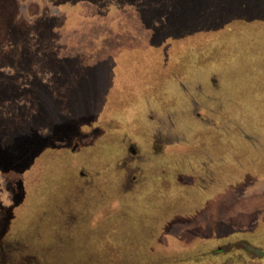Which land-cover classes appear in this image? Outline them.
<instances>
[{
    "label": "rangeland",
    "instance_id": "obj_1",
    "mask_svg": "<svg viewBox=\"0 0 264 264\" xmlns=\"http://www.w3.org/2000/svg\"><path fill=\"white\" fill-rule=\"evenodd\" d=\"M119 5L121 4L116 1L100 6L92 1H85L78 9L68 7L62 20H55V17L52 18L53 13L49 12L26 24L17 0H0V49L10 46L25 52L24 61L27 63L21 59L17 62L28 68L27 75L33 78L29 81L35 80V83L40 80L38 83L41 84H55L44 78L46 75L49 77L48 74L51 73L48 72L53 70V66L60 68L66 78L63 79L64 82L59 79L60 88L55 90V99L63 101L64 106L61 107L66 110L72 107L71 110H74L76 103L80 107L83 99H90L92 92L85 90L86 85H102H99L98 80L105 79L102 70L106 64L112 67L114 74L104 105V108L106 104L109 105L110 109L105 111L102 122L115 130H104L100 145L89 153L91 157L88 156V160L84 159L82 152H74L73 147L53 150L55 152L51 156L42 157L41 176L31 185L32 194L28 199L29 204L26 203L25 206L28 207V218L21 220L22 225L18 231L19 225L14 230L17 231L15 235L24 234L22 237L26 242L31 241L32 245L23 242L24 247L17 252L15 246V253L8 261L11 260L14 264L83 263L91 258L90 241L93 237L95 246L99 245L100 252L105 254L99 258L100 253L93 248V253L102 262L96 264H148L147 258L153 261L149 264H264V224L254 237H248L251 243L248 258L241 252L236 256V253L230 254L225 243L207 240L206 231L202 227L196 228V240L191 242L179 237L171 229L162 238L163 244H154L152 232V228L159 231L174 219L183 218L181 215L187 208L182 205L175 207L174 203L177 191L182 189V184L175 183L178 175L203 174L209 177L215 175L211 171L215 169L225 175L226 167L223 164L226 162L237 165L240 160L241 167L246 169L236 176L234 182H231L234 176L231 174L227 176L229 179L226 183L220 180L213 185L206 184L204 191L198 185L195 189H188L189 186L183 185L187 187L186 191L193 190L203 195V200L206 198L205 201L212 205V209L217 202L213 195L219 194L228 185L264 179V116L257 113L264 103V18L254 19L252 22L238 20L218 31L199 32L189 36L196 38V43L208 42L212 47L200 55V52L191 53L193 49L188 50L191 47H181L183 43H180L170 52L168 68H163L159 61L162 54L154 50L166 48L176 41H169L160 48L152 47V32L146 30L144 24L147 20H143L135 8L134 12L133 8L124 11L120 10ZM36 13L37 8L33 5L26 10L29 19ZM207 18L211 20L210 15ZM232 24L234 28L230 29ZM210 34L217 37L212 38ZM37 35L42 37L37 39ZM74 55H80L81 59L87 61L82 66L84 73L81 74L86 78L76 80L72 76L77 75L78 71H72L64 63L74 58ZM57 60L59 61L56 62ZM136 83L150 87L153 93H135ZM113 85L115 93H120V98L113 106L115 112L111 114L110 101L114 97L110 92ZM2 87L4 85L0 83V90H3ZM13 89L18 92L16 88ZM13 89H9V92L12 93ZM26 91H34L33 86L27 87ZM80 93L84 96L72 103L71 100ZM174 94L184 97L186 107L180 113L184 112L185 117L175 113L172 107H161L159 102L153 103L151 100L155 95L157 100H164V95H167L171 102ZM24 96L26 99L21 95L19 100L12 102L17 105L14 106L17 110L22 104L24 109L30 110V106H27L28 93ZM32 96L38 99V94ZM125 105L127 106L122 110ZM36 107L39 109L37 102ZM262 112L264 114V109ZM113 115L116 116L115 119L112 118ZM179 117L184 120V128L179 124ZM195 130H202L198 137L205 138L207 145L212 141L219 156L225 154V162L216 158V162L211 163L209 158L213 157V150L197 141ZM151 141L159 143L155 142L151 147ZM221 142L225 144L222 145L224 147L230 144L228 149L219 148ZM130 145L137 149L139 157L129 155ZM50 151L45 150L42 154ZM215 164L218 166L214 167ZM81 173L94 176L95 187L88 184L86 178H77ZM221 174L215 175L213 179H221ZM138 175L142 177L143 186L135 184V177ZM163 175H168V179L162 181ZM70 176H75L73 183L67 182ZM159 181L162 182L157 184ZM167 183L171 186L168 187ZM69 186L70 190L80 186L84 190L104 193L107 211H115L124 200L123 206L126 209L120 215L115 213L103 219L90 238L88 230L91 225L84 219L85 213L81 216L64 213L66 210L59 211L55 204L52 205L51 201L54 199L51 195H55L57 191H65ZM246 191L244 189L239 193L245 195ZM154 196H158V199H154ZM224 199L225 197L219 201ZM228 199L227 203L232 201L230 194ZM22 200L24 201V197ZM77 204L81 207L88 203L83 197ZM90 204L94 206L97 201ZM74 208L79 210L75 206ZM102 212L106 211L103 209ZM259 213L264 217V198H249L232 214H226V217L232 224L247 228ZM66 215L70 216L65 218ZM209 215L203 217L208 218ZM116 218L129 223H116ZM58 219L62 220L61 231ZM69 222V228L80 229L81 232L75 234L71 229H66ZM223 229L222 238L233 234L228 225L223 226ZM227 231L229 235H225ZM159 233L163 234L164 231ZM116 234L118 236L115 237ZM9 238L12 239L13 236ZM42 243L46 246L40 248L42 256L39 260L36 256ZM219 248L222 251L216 254ZM50 249L54 254L50 255ZM152 250L155 253H151ZM232 257L233 262L230 261Z\"/></svg>",
    "mask_w": 264,
    "mask_h": 264
},
{
    "label": "flooded vegetation",
    "instance_id": "obj_2",
    "mask_svg": "<svg viewBox=\"0 0 264 264\" xmlns=\"http://www.w3.org/2000/svg\"><path fill=\"white\" fill-rule=\"evenodd\" d=\"M19 6L21 7V14L23 16V21H25V23L27 22H31L32 20H37L39 17L45 15L46 13L52 12L53 16L52 18L55 17V20H62V17L67 13L66 9L69 8H74V9H78L80 7V5H82L85 1H92V3H95L96 5L100 6V5H104L106 3H111L116 1L117 4H122L124 3L127 6L132 5V0H17ZM34 6L35 8H37V13L34 15L33 18L29 19L28 15L26 14V10L27 8H29V6ZM120 6V5H119ZM132 7V6H131ZM121 10V8H120ZM83 20V19H82ZM75 21V20H73ZM26 23V24H27ZM244 26H248L247 24L243 23ZM234 24L231 25L230 29L234 28L233 26ZM210 36L212 38H216L217 36L214 34H210ZM209 36V38H210ZM190 40H192L190 42ZM196 38H192V37H188L185 38L183 40L180 41H176V42H172L170 44H168L166 46V48H161V49H156L154 51L161 53L163 56L159 57V61L162 64L163 68H168L169 62L171 60L170 57V52H172V50L176 47V45L183 43L181 47H185V46H189L191 48H189L188 50H196V51H191V53L193 52H200L199 54L202 55L204 54V52L212 47L210 45H208V42L206 43L208 46L205 48L203 46H205L206 44L203 42L200 43H196L197 41H195ZM217 40V39H215ZM213 39V41H215ZM190 43H187V42ZM210 43V42H209ZM213 43V42H211ZM203 47V48H202ZM21 55L23 57V53L22 50L18 48H11L10 46H6L0 49V83L2 85H4L5 87H9L10 89L12 88H16L18 90V92L12 91V95L10 97H12V101L10 102H6V103H0V122L2 121L1 119H6V125L7 127H3L1 128L2 130H19V126H21V121L16 120V119H20V117H30L32 115H35L37 113V107H36V101L37 99L32 96L35 95V90L32 92H26L27 90V86H31L35 83V80H31V81H26L25 79L20 77L19 74V68L17 67L18 65V60L21 59ZM162 60V61H161ZM46 83V82H45ZM144 83V82H143ZM143 83H136V87H134L136 90L134 91L135 93H153V90L144 85ZM115 85V83H113ZM228 84V82H227ZM114 85L113 88L110 92V94L112 95L113 100L110 101L112 103L111 106V111H109L111 114L114 111L113 106L117 103V101L119 100V94H116L114 90ZM117 86V85H115ZM143 88V90H140V88ZM120 88H118L119 91ZM8 91H10L8 89ZM23 91L25 93H23ZM14 93H17V96H14ZM28 93V98H27V102L28 105L30 106V110H21V108H23V104L20 105L19 110H17L14 106H17L15 103L13 104L12 102H16L15 100H19L20 96L22 95V97H24L26 99V97L24 95H26ZM11 94V93H10ZM167 94H169V92H167ZM31 95V96H29ZM154 95V94H153ZM110 96V95H109ZM130 97V99H132V97L130 95H128ZM153 98V97H152ZM157 96L155 95L152 100V102H159V105L164 106L166 105V107H172L173 110H175L174 112L177 114H181L180 112H182L183 109H185L186 105L184 103V97L181 98L180 95L178 94H174V96L171 98L173 101L169 102V96L164 95V100H157ZM118 99V100H117ZM155 99V100H154ZM107 99V103H108ZM166 100V101H165ZM166 102V103H165ZM129 103V102H128ZM173 103H175V105H173ZM12 104V105H11ZM155 105V104H154ZM158 105V106H159ZM107 106V104H106ZM104 108V112L101 114V116L99 117L98 121L96 123H93L91 125H86L84 127L81 128V130L83 131V138L78 142L76 141L73 148L72 149L74 152L76 151L77 153L82 152L83 156H85L84 159L88 160V156L89 153L94 152L97 148V146H99V142L102 137V134L104 135V130H115V128L113 127H107L106 125H104V123L102 122V118L103 115L106 113L105 111H108V109H110L109 105L107 106V108ZM127 105H125L123 107L122 110H124V108ZM264 103H262V107L261 110L258 109L257 113L259 116H264L262 110L264 109ZM24 109V108H23ZM180 116V115H179ZM182 117H185V113L183 112V114H181ZM112 118H116L115 115L112 116ZM151 119H153L151 117ZM179 124H181L184 128V120L183 118L179 117ZM111 123V121H110ZM22 128V127H20ZM143 128V127H142ZM146 128V127H145ZM0 129V130H1ZM147 129V128H146ZM145 129V130H146ZM144 130V129H143ZM205 129H203L204 131ZM213 130V129H212ZM192 131V130H191ZM195 137L198 138V142H200L202 144V146H207L208 148H211L213 150V157L209 158L212 160L211 163H215L216 162V158H221L224 162H225V154H221V156H219L218 154V150L217 148L215 149V146L213 144V142L211 141L209 143V145H207L205 143V138H199L198 136H201L202 134V130H195ZM218 131H222V130H218ZM201 132V133H198ZM210 134H213L210 133ZM149 142V139H148ZM155 142L159 141H151V147L155 144ZM149 144V145H150ZM225 145L223 142H221L219 148L221 149H228V147L230 146V144H227L225 147L222 146ZM169 146V145H167ZM223 150V152H224ZM50 151V150H49ZM55 151L51 150L50 152H46L44 154H42V156H40L38 159L35 160V163L33 164V166L28 169V171H26L23 174H19L17 172L11 171L9 173H5L2 172L0 170V264H9V263H13L11 262V260L8 261V259H10L14 252V247L16 246V252L19 251L23 245V242L27 243L28 245H32L31 241H25V238H23L22 236L24 235H20L19 234V238H18V234L15 235L17 233V231L19 230L20 226L22 225V221L21 220H27L28 216H27V210L28 207L26 206V203L29 204V196L30 194H32V191H30V187L31 185L33 186L35 184V182L40 178L41 176V165H40V161L42 159V157L44 156L45 158H47L48 156H51L52 154H54ZM128 153L130 156L136 158L139 157L137 149L133 146L130 145L128 147ZM50 154V155H49ZM91 157V156H90ZM142 157V156H141ZM140 157V158H141ZM224 167H226L225 171L226 174H221L219 172L215 170H211L212 172H215V175H220L221 174V179H213L214 176H205L203 174H196L195 176H190V175H178L177 177H175L176 184H182L181 190L177 191V196L175 197V207H179V206H184L185 212L181 215L183 216L180 217L181 219H174L173 221H171L170 223H168L166 226L160 228L159 231L157 228H152V232H153V238H154V244H156L157 242H161V244H163V239L166 235H168V233H170L171 229H174V231H176V234L179 237H183L185 239H187L189 242L196 240L195 238V231L196 228H204V230L206 231V239L216 242V243H225L227 245L228 251L230 252V254H235V256L237 255L238 252H241L242 255L246 258H248L249 256V246L251 245L249 238L248 237H254L255 234L257 233V230L264 224V217H261L260 213L257 216V218H255L252 223L250 224L249 227L247 228H242L238 225H234L232 224V222L229 220L227 221V217L226 214L228 215L229 213L232 214L236 209H238V207L240 206L241 203H243L246 199L249 198H264V179L261 180L260 178L252 179V180H248L249 182L244 184L245 182H243L241 185H228V187H224L225 190H223L222 192H220L217 195H213L215 198V200L217 199L216 202V207H214V209L211 208L212 205H209L208 201H205V199L203 200V195L199 194L198 192H195L193 190H187L186 186H189L190 188L188 189H192L191 187H193L194 189L197 188L196 185L199 186V188H202V190L204 191V186L206 184H211L213 185V183H218L220 180V182H224L226 183L227 180L229 178H227V176H230L231 174L234 175L232 176V180L234 182V179L236 178V176L238 177V175H240L245 169L246 167L242 168L241 166V162L239 160V163H237V165H229V164H223ZM214 167H217L218 164L213 165ZM228 166V167H227ZM203 171V170H202ZM224 171V172H225ZM227 171H230L227 173ZM245 173V172H244ZM164 178L162 181H165L166 179H168V175L165 176L163 175ZM174 176V175H173ZM86 178V180L88 181V184L92 185L93 187H95V181L93 179L94 176L92 175H88V174H84L81 173L80 176H78L77 178ZM70 179V180H69ZM142 177L141 176H136L135 177V184L136 185H140L142 184L141 180ZM75 180V176H70L67 180V182H71L73 183ZM159 181L157 184H159ZM173 181V179H172ZM200 181H202L203 183H201ZM21 184V188L23 189L24 192V201H18L17 199V193H18V184ZM76 183V182H75ZM168 187L171 186L170 183H167ZM183 185H186L185 187ZM59 186V185H58ZM143 186V184H142ZM150 186H153V184L150 183ZM76 188H73L72 190H70V186L68 187L67 190H65L67 193H65V191H57V193L54 195H51V198L54 199V201L52 202V205H56L57 209L60 211L62 209L66 210L64 213H71V214H80L83 215L84 213L86 215H83L84 219L86 220V222L90 223L91 225V229H89L88 231L90 232V238L92 237L91 235L93 234V232L95 233V228L97 227V225L103 220V219H107L108 215H112L117 213V215L121 214V212L124 211V209H126V207L123 206V202L125 201H121L120 205L118 206V208L111 212V211H107V207L104 204L105 203V199H104V193H100L97 192L95 190H84V188H81L80 186H75ZM173 187V186H172ZM171 187V188H172ZM210 187V186H209ZM70 188V189H69ZM170 188V189H171ZM247 190L246 194L241 195L239 192H241L242 190ZM69 191V192H68ZM30 192V193H29ZM165 192V191H164ZM73 193V194H72ZM73 196V201H71L70 196ZM138 194V193H137ZM136 194V195H137ZM229 194L231 196L232 201L228 202L229 200ZM235 197H232V196ZM240 195V196H239ZM94 196V197H93ZM84 197L85 201L88 203L87 206H81L78 207L77 201L79 202V200H81ZM158 199V196H154V199L156 198ZM224 200L219 201L220 199L224 198ZM133 198V197H132ZM51 199V200H52ZM227 199V201H226ZM93 201H97V204L92 206L90 203ZM127 203V201H126ZM80 205H85L83 203H79ZM54 205V206H55ZM74 206L76 208H78L79 210H76L74 208ZM59 207V208H58ZM71 209H75V210H71ZM105 210L106 212H102V210ZM83 210V211H82ZM188 210V212H187ZM102 212V213H101ZM92 213V216H90V214ZM188 213V214H186ZM209 213H212L209 215ZM209 215L208 218L203 217L204 215ZM70 216V215H69ZM66 215L65 218L69 217ZM169 217V216H168ZM49 218V217H48ZM64 218V219H65ZM203 218V219H202ZM119 219V217H118ZM118 219H115V222H122L123 224L125 223H129L127 221L123 222V219H120V221H118ZM37 217L35 218L34 222H36ZM60 219L57 220V224L60 226V231L63 230L61 228L62 225L61 224ZM70 221V220H69ZM27 222V221H26ZM25 222V223H26ZM65 223H68L67 221H64ZM116 222V223H117ZM221 223V224H220ZM19 225V226H18ZM228 225L232 230H233V234L230 236H227L225 238H222L223 235V226ZM18 226V227H17ZM15 227H17V231L15 232ZM70 227V222H69V226L66 227V229H71L75 234L80 233L81 230L80 229H72L69 228ZM65 229V230H66ZM160 231H164L163 234H160ZM60 234V233H59ZM120 234V233H119ZM13 236L12 239H10V236ZM162 235V236H161ZM16 236V237H15ZM118 236V234L115 235V237ZM22 238V239H21ZM93 238V237H92ZM90 241V246L91 248V253H90V259H88L87 261L83 262V263H79V264H96V263H102L101 259L99 260V258L105 254H102L100 252V247L99 245L95 246L94 241L92 240ZM23 240V241H22ZM42 246H46V244H41V246L38 248L39 251H37L38 255L36 256L39 260L41 259L42 256V251H41V247ZM50 246V245H49ZM93 248H96L97 253H100L98 256L99 258H97V255H95V253H93ZM153 248V247H152ZM222 251V248H219L216 250V254L220 253ZM41 252V253H40ZM151 252V251H150ZM151 253H155V250H152ZM201 253V251H200ZM2 254V255H1ZM54 254L53 251L50 249V255ZM5 256V257H4ZM6 259H3V258ZM186 256H183V258H185ZM256 257V256H255ZM262 257V255H261ZM102 258V257H101ZM188 258V257H187ZM1 259H3V262L1 263ZM162 260V258H160ZM164 260V258H163ZM170 260V259H168ZM180 260V259H179ZM148 264L152 263L153 261L149 258H147ZM231 262L234 261V258L232 257L230 259ZM94 262V263H93ZM160 262V261H159Z\"/></svg>",
    "mask_w": 264,
    "mask_h": 264
},
{
    "label": "water",
    "instance_id": "obj_3",
    "mask_svg": "<svg viewBox=\"0 0 264 264\" xmlns=\"http://www.w3.org/2000/svg\"><path fill=\"white\" fill-rule=\"evenodd\" d=\"M132 5L127 6L124 3L120 5L121 10L134 8L141 15L143 20H147L145 29L152 32L153 39L151 46L160 48L169 41H179L186 37L195 35L199 32L218 31L233 23L234 21L252 22L254 19L262 20L264 18V0H132ZM211 17L209 21L207 16ZM240 18V19H239ZM38 37H36L37 39ZM23 52V51H22ZM25 52L21 60L25 62ZM31 56V55H30ZM74 58L64 62L72 71H78L73 75L76 80L86 78L83 64L87 61L74 55ZM86 57V56H85ZM29 58V57H28ZM57 60L56 62H58ZM85 62V63H84ZM27 63V62H25ZM78 65V67H75ZM20 77L28 81L33 79L29 77L28 68L22 67L18 63ZM53 70L45 76V80H51L55 84H42L37 80L33 89L35 95L38 94L37 104L39 109L37 113L30 117H20L21 126L19 130L1 129L7 127L6 119L0 122V170L5 173L11 171L23 174L34 163L35 159L45 150H59L73 147L76 141L83 138L82 127L96 122L103 111L106 103L107 94L112 87L113 69L105 65L102 70L104 80H98L99 85H86V91H91L90 99H83L80 107L76 103L74 110L61 107L63 101L55 99V90L60 88L59 79L63 81L66 77L61 73V69L53 66ZM46 74V73H44ZM38 78V77H35ZM34 78V79H35ZM39 79V78H38ZM97 81V80H96ZM30 87V86H27ZM0 90V103L10 102L13 93L10 94L9 87H2ZM94 90V91H93ZM28 92V91H26ZM23 93H25L23 91ZM14 93V96H17ZM40 95V97H39ZM85 95H87L85 93ZM83 93L78 94L77 98L71 101L77 102L81 99ZM89 96V94H88ZM21 110H27L21 108ZM22 127V128H20ZM24 197L21 184H18V201ZM229 232L227 231V234Z\"/></svg>",
    "mask_w": 264,
    "mask_h": 264
},
{
    "label": "trees",
    "instance_id": "obj_4",
    "mask_svg": "<svg viewBox=\"0 0 264 264\" xmlns=\"http://www.w3.org/2000/svg\"><path fill=\"white\" fill-rule=\"evenodd\" d=\"M227 27V26H226ZM162 59H163V56H162Z\"/></svg>",
    "mask_w": 264,
    "mask_h": 264
}]
</instances>
